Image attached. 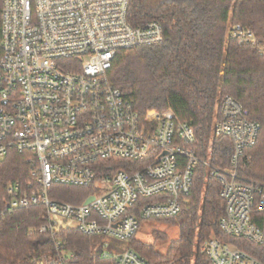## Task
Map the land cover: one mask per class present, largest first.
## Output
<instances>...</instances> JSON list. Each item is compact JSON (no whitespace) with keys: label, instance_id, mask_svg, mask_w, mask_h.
I'll list each match as a JSON object with an SVG mask.
<instances>
[{"label":"built area","instance_id":"obj_1","mask_svg":"<svg viewBox=\"0 0 264 264\" xmlns=\"http://www.w3.org/2000/svg\"><path fill=\"white\" fill-rule=\"evenodd\" d=\"M130 0H3L0 55V160L26 154L30 179L8 185L0 220L17 209L43 206L39 231L60 227L85 235L134 237L143 220L181 214L200 167L221 184L226 212L220 227L230 237L264 247V182L240 173L239 162L256 145L261 123L231 95L221 100L213 135L231 138V166L198 154L194 128L172 109L142 115L109 77L119 50L164 41L161 22H130ZM229 35L264 53V39L240 23ZM123 159L128 169H106ZM53 185L88 188L82 203L50 196ZM94 199L86 203L90 198ZM57 255L37 264H65ZM200 252L210 264H264L247 249L216 236ZM103 257H109L103 252ZM115 264H151L130 248Z\"/></svg>","mask_w":264,"mask_h":264},{"label":"trees","instance_id":"obj_2","mask_svg":"<svg viewBox=\"0 0 264 264\" xmlns=\"http://www.w3.org/2000/svg\"><path fill=\"white\" fill-rule=\"evenodd\" d=\"M3 0H0V24ZM129 20L141 25L151 20L164 28L162 43L119 50L109 71L110 81L120 88L138 111L172 109L194 128L198 154L220 168L231 166V138L213 135L221 112V100L231 95L261 123L255 146L239 162L240 173L264 182V53L249 44H239L229 35L232 24L240 23L264 39V0H130ZM1 34H0V55ZM26 154L12 151L0 160V205L8 199V185L30 179ZM106 169H128L123 159L106 161ZM88 188L53 185L50 196L82 203ZM226 212L221 184L200 167L194 187L181 214L164 218L180 229L162 254L135 236L130 248L151 264H210L200 252L202 244L216 236L235 243L264 260V247L227 236L220 227ZM43 206L14 210L0 220V264H37L44 256H56L57 243L73 256L65 264H115L103 257L101 238L77 229L60 227L54 235L39 228L46 223ZM156 238H160L155 232Z\"/></svg>","mask_w":264,"mask_h":264},{"label":"rangeland","instance_id":"obj_3","mask_svg":"<svg viewBox=\"0 0 264 264\" xmlns=\"http://www.w3.org/2000/svg\"><path fill=\"white\" fill-rule=\"evenodd\" d=\"M155 232L159 233L160 238H156ZM180 235V229L177 225L171 223L170 220H143L135 235L136 238L152 244L156 251L165 254L171 240L177 239ZM102 250L108 253L110 257L123 254L130 247L128 239H120L114 236L101 238Z\"/></svg>","mask_w":264,"mask_h":264},{"label":"water","instance_id":"obj_4","mask_svg":"<svg viewBox=\"0 0 264 264\" xmlns=\"http://www.w3.org/2000/svg\"><path fill=\"white\" fill-rule=\"evenodd\" d=\"M93 199H94V197H90V198L86 201V203L91 202Z\"/></svg>","mask_w":264,"mask_h":264}]
</instances>
